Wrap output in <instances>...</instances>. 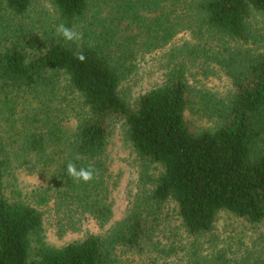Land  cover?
<instances>
[{"label": "trees", "instance_id": "trees-1", "mask_svg": "<svg viewBox=\"0 0 264 264\" xmlns=\"http://www.w3.org/2000/svg\"><path fill=\"white\" fill-rule=\"evenodd\" d=\"M52 2L81 41L32 17L35 0H0V264H118L121 252L159 247L168 207L195 236L223 212L264 226V0ZM182 32L193 42L172 52L164 83L132 101L124 85L140 58ZM201 64L219 66L233 92L195 87ZM119 127L139 167L126 215L103 234L50 245L40 207L61 237L87 217L101 228L113 220L108 150ZM69 162L95 178L70 179ZM17 169L43 178L27 199ZM261 242L243 264H264V233ZM227 261L220 251L192 264Z\"/></svg>", "mask_w": 264, "mask_h": 264}, {"label": "rangeland", "instance_id": "rangeland-1", "mask_svg": "<svg viewBox=\"0 0 264 264\" xmlns=\"http://www.w3.org/2000/svg\"><path fill=\"white\" fill-rule=\"evenodd\" d=\"M34 7L32 17L44 18L51 27L59 25L60 17L52 0H35ZM190 41L193 42L191 35L182 32L165 48L140 58L137 72L124 85L129 98L134 101L141 94L163 84L168 65L174 63L170 61V55ZM208 65L211 67L207 68ZM196 66L193 68L195 78H190L195 87L210 90L222 97L233 92L232 81L219 66L215 64ZM204 68L207 72H203ZM108 153L112 171L118 178V186L113 193L115 204L113 220L101 228L94 218L87 217L80 230L69 231L61 237L57 233L50 208L40 207L44 211L46 241L50 245L61 247L79 241L89 233L103 234L126 215L130 201L137 191L139 167L137 157L126 141L121 127L114 133ZM15 173V183L26 199L31 190L43 183V178L37 174H30L22 169H17ZM166 212L164 230L158 235L159 247L151 246L141 253L121 252L118 264H192L199 256L211 258L220 251L226 255L227 264H243L241 260L246 254L263 251L261 242L263 225H252L245 219L223 212L218 216L211 232L195 236L187 232L171 208H166ZM163 245L168 249L173 247L175 253L167 256L160 250Z\"/></svg>", "mask_w": 264, "mask_h": 264}, {"label": "clouds", "instance_id": "clouds-1", "mask_svg": "<svg viewBox=\"0 0 264 264\" xmlns=\"http://www.w3.org/2000/svg\"><path fill=\"white\" fill-rule=\"evenodd\" d=\"M56 32L58 35L62 36L68 42H78L83 39L82 33H78L73 29L67 27L65 24L61 23L56 26ZM76 58L84 62L86 57L83 53L77 52ZM67 175L70 179L75 181H83L85 183L92 181L95 178V170L91 167L77 169L73 162L67 164Z\"/></svg>", "mask_w": 264, "mask_h": 264}]
</instances>
